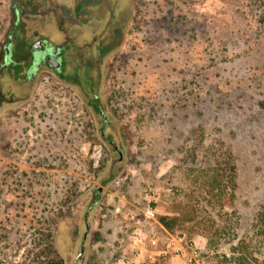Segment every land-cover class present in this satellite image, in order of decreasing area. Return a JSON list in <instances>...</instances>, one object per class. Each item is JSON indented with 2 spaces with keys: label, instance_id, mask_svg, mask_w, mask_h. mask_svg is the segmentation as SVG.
Returning <instances> with one entry per match:
<instances>
[{
  "label": "rangeland",
  "instance_id": "374dc122",
  "mask_svg": "<svg viewBox=\"0 0 264 264\" xmlns=\"http://www.w3.org/2000/svg\"><path fill=\"white\" fill-rule=\"evenodd\" d=\"M84 2L107 51L74 39L0 108V264H264V0Z\"/></svg>",
  "mask_w": 264,
  "mask_h": 264
},
{
  "label": "flooded vegetation",
  "instance_id": "af4514ba",
  "mask_svg": "<svg viewBox=\"0 0 264 264\" xmlns=\"http://www.w3.org/2000/svg\"><path fill=\"white\" fill-rule=\"evenodd\" d=\"M84 1H13L9 8L8 28L0 43V108L21 103L22 97L9 95L10 91L7 90V87L18 90L22 94L24 89L29 91L34 88L33 85L36 83L39 72L60 73L61 58L66 54L65 50L68 44L75 43L72 42L74 39L76 42L81 41V45L76 44L73 46L76 48L73 49L86 47V52L91 53V58H94L93 51H97L98 56L104 52L103 46L106 39L110 38L117 29L114 9L109 10L108 19L102 20L94 14V11L85 9ZM76 15L81 17L78 22L73 19ZM99 21H105L103 30L97 36L91 35L89 30L91 24ZM67 23H72L77 29L74 32V38L67 35L68 29L65 28ZM54 25L65 34L63 41L59 44L54 43L49 37L52 33L49 35L48 29L55 28ZM62 36L64 35L62 34ZM49 50V58L42 59V53L44 56V53ZM70 55L72 56L71 53H69V57ZM111 147L115 152L117 151V147L113 144Z\"/></svg>",
  "mask_w": 264,
  "mask_h": 264
},
{
  "label": "trees",
  "instance_id": "16d2710c",
  "mask_svg": "<svg viewBox=\"0 0 264 264\" xmlns=\"http://www.w3.org/2000/svg\"><path fill=\"white\" fill-rule=\"evenodd\" d=\"M92 109L94 111V113L96 115H101L102 110L99 108V106L95 105L93 103H91ZM102 135H104V132H102ZM110 142V141H109ZM113 144V143H111ZM115 147L116 145L113 144ZM228 170H226L227 172ZM219 175H216L215 177H213V180L210 183L211 188L215 189L216 186H218L219 189L220 187V183H223L224 177L220 175V179ZM159 222L161 223V225L166 228L168 231L170 232H174L175 226L177 225V220L176 218H169V217H160L159 218ZM234 257V255H233ZM235 261V264H248L246 263V257L244 258H233ZM34 264H64L63 260L61 258H59L58 254L52 249V247H46V253L44 255L43 259H40V256L37 255L36 259L34 261Z\"/></svg>",
  "mask_w": 264,
  "mask_h": 264
},
{
  "label": "water",
  "instance_id": "95a60500",
  "mask_svg": "<svg viewBox=\"0 0 264 264\" xmlns=\"http://www.w3.org/2000/svg\"><path fill=\"white\" fill-rule=\"evenodd\" d=\"M103 116V119L105 120V116L103 115V113L101 114ZM119 155L120 157L122 158V152L119 151ZM102 191V188H99L98 189V193H100ZM94 201V200H93ZM87 232H88V227H87ZM87 237V234L84 235V238H83V241H82V245H81V250L83 251V246H84V242H85V239ZM77 261H75L74 264H76Z\"/></svg>",
  "mask_w": 264,
  "mask_h": 264
},
{
  "label": "crops",
  "instance_id": "0c3cea01",
  "mask_svg": "<svg viewBox=\"0 0 264 264\" xmlns=\"http://www.w3.org/2000/svg\"><path fill=\"white\" fill-rule=\"evenodd\" d=\"M148 264V263H147Z\"/></svg>",
  "mask_w": 264,
  "mask_h": 264
}]
</instances>
